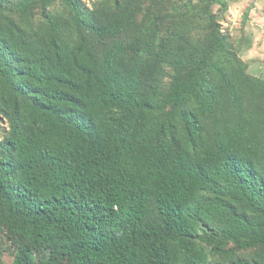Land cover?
Segmentation results:
<instances>
[{
	"label": "trees",
	"instance_id": "16d2710c",
	"mask_svg": "<svg viewBox=\"0 0 264 264\" xmlns=\"http://www.w3.org/2000/svg\"><path fill=\"white\" fill-rule=\"evenodd\" d=\"M216 2L0 0V264H264V81Z\"/></svg>",
	"mask_w": 264,
	"mask_h": 264
},
{
	"label": "rangeland",
	"instance_id": "374dc122",
	"mask_svg": "<svg viewBox=\"0 0 264 264\" xmlns=\"http://www.w3.org/2000/svg\"><path fill=\"white\" fill-rule=\"evenodd\" d=\"M96 1L84 0L89 7ZM56 9L61 12L59 7ZM211 11L216 15L221 29L229 34L238 58L246 66L247 75L264 81V0H218L211 6ZM219 107L223 116H227L228 105L222 102ZM5 131L7 123L0 121V141ZM256 254L258 251L234 252L218 260L221 259L223 264H234L239 258L252 260ZM2 260L5 264H11L12 255L3 252Z\"/></svg>",
	"mask_w": 264,
	"mask_h": 264
}]
</instances>
